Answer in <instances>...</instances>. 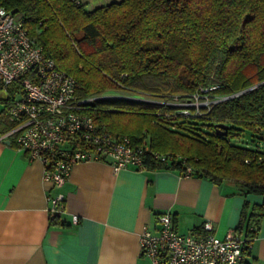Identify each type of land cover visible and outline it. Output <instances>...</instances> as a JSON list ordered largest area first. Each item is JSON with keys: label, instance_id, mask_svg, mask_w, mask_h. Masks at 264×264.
<instances>
[{"label": "trees", "instance_id": "obj_1", "mask_svg": "<svg viewBox=\"0 0 264 264\" xmlns=\"http://www.w3.org/2000/svg\"><path fill=\"white\" fill-rule=\"evenodd\" d=\"M2 2L75 79L79 97L92 98L84 111L99 128L148 145L145 168L184 175L189 166L191 175L264 196V0H119L90 9L79 0ZM18 87L9 84L2 99L0 134L14 125L7 108ZM194 95L209 104L183 106ZM262 215L264 203L249 211L245 203L234 230L251 241Z\"/></svg>", "mask_w": 264, "mask_h": 264}, {"label": "crops", "instance_id": "obj_2", "mask_svg": "<svg viewBox=\"0 0 264 264\" xmlns=\"http://www.w3.org/2000/svg\"><path fill=\"white\" fill-rule=\"evenodd\" d=\"M79 1L90 9L119 0ZM7 96L3 88L0 111ZM58 193L63 209L52 223L47 197ZM245 203L249 211L264 196L175 169L115 171L109 159L76 161L53 187L43 179L42 163L17 149L13 135L0 140V264H150L139 234L144 226L157 232L158 213L172 211L178 232H198L208 222L223 236L237 227ZM244 257L264 264V215Z\"/></svg>", "mask_w": 264, "mask_h": 264}, {"label": "built area", "instance_id": "obj_3", "mask_svg": "<svg viewBox=\"0 0 264 264\" xmlns=\"http://www.w3.org/2000/svg\"><path fill=\"white\" fill-rule=\"evenodd\" d=\"M11 83L19 86L7 108L8 119L14 125L0 134V140L13 135L17 149L25 151L30 160L42 163L43 179L53 187L64 183L76 161L109 159L115 171L126 166L145 168L143 154L148 145H134L127 136L99 128L84 111L92 98L79 97L75 79L56 67L27 32L23 17L0 0V85L7 89ZM194 97L183 106L194 105L198 112L199 106L210 102ZM80 140L89 147L74 148ZM260 151L257 157L264 160V142ZM191 174L192 169L187 166L182 176ZM47 199L50 214L62 211L61 193ZM156 219V233L144 226L139 234L141 253L150 259V264H238L251 249V241L234 229L218 236L206 222L198 232L181 233L175 227L172 211H162Z\"/></svg>", "mask_w": 264, "mask_h": 264}, {"label": "water", "instance_id": "obj_4", "mask_svg": "<svg viewBox=\"0 0 264 264\" xmlns=\"http://www.w3.org/2000/svg\"><path fill=\"white\" fill-rule=\"evenodd\" d=\"M217 132L219 133V134H226V132H227V124H225V123H218L217 124Z\"/></svg>", "mask_w": 264, "mask_h": 264}, {"label": "rangeland", "instance_id": "obj_5", "mask_svg": "<svg viewBox=\"0 0 264 264\" xmlns=\"http://www.w3.org/2000/svg\"><path fill=\"white\" fill-rule=\"evenodd\" d=\"M1 86V85H0ZM2 87H0V93L2 92ZM0 108H1V103H0ZM251 134V133H250ZM250 134L248 135V133H247V135H245V134H243L242 136V140L244 141V139H246L247 140V144H249V145H253V143L252 142H249V140L250 139H252L253 138V136L252 137H250ZM255 136H257V135H255ZM246 137V138H245ZM256 141V140H255Z\"/></svg>", "mask_w": 264, "mask_h": 264}]
</instances>
